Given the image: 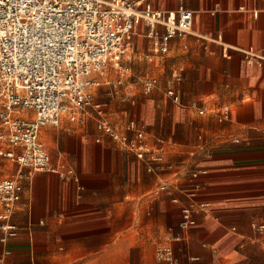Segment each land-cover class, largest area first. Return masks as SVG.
Listing matches in <instances>:
<instances>
[{
  "label": "crops",
  "instance_id": "1",
  "mask_svg": "<svg viewBox=\"0 0 264 264\" xmlns=\"http://www.w3.org/2000/svg\"><path fill=\"white\" fill-rule=\"evenodd\" d=\"M146 3L192 13L191 33L171 39L165 53L156 51L143 24L136 27L128 53L146 47L145 57L155 67L165 57L159 67L171 74L164 79L171 121L201 118L194 123L204 133L198 150L194 157L176 150L187 140L170 141L174 124L165 143L161 123L152 124L150 102L132 104L115 123L100 118L119 133L129 121L144 131L148 149L163 157L152 171L99 132L97 118L95 125L88 123L94 119L90 108L75 122L65 114L55 128L43 126L39 139L57 172L18 167L4 177L21 174L22 191L11 217L17 235L0 243V264H162L156 256L161 247L172 250L177 264H264V62L248 65L242 53L264 54V0ZM124 57L118 67L93 75L99 85L91 88L92 100L103 80L106 95L118 96L121 79L110 83L108 77L113 70L125 72ZM150 78L156 79L146 76L144 82ZM169 90L180 96L179 104L167 96ZM223 108H228L226 119H220ZM188 125L179 130L184 137ZM162 184L168 189L159 191ZM186 206L193 207L195 224L181 229Z\"/></svg>",
  "mask_w": 264,
  "mask_h": 264
},
{
  "label": "built area",
  "instance_id": "2",
  "mask_svg": "<svg viewBox=\"0 0 264 264\" xmlns=\"http://www.w3.org/2000/svg\"><path fill=\"white\" fill-rule=\"evenodd\" d=\"M146 1L0 0L1 157L31 172H57L39 139L40 129L58 126L65 114L75 122L78 114L98 107L90 92L99 85L93 75H103L110 65L118 67L119 59L131 47L136 27L145 25L146 36L159 53L167 51L171 39L191 33L190 11H161ZM157 26L164 29L162 34L156 31ZM242 53L248 65L264 62V54L251 50ZM156 83L154 78L145 80L144 92H150ZM166 94L180 103V96L173 90ZM189 107L199 115L203 113L196 103ZM220 115V119H226L228 108H223ZM96 129L145 162L148 171L163 161L148 149L144 131L134 121L127 122L125 132L119 133L97 118ZM20 175L0 180L2 245L17 235L11 217L22 191ZM167 189L166 184L158 188ZM192 212V206L182 209L181 229L195 224ZM156 256L162 264H177L169 247L157 249Z\"/></svg>",
  "mask_w": 264,
  "mask_h": 264
},
{
  "label": "rangeland",
  "instance_id": "3",
  "mask_svg": "<svg viewBox=\"0 0 264 264\" xmlns=\"http://www.w3.org/2000/svg\"><path fill=\"white\" fill-rule=\"evenodd\" d=\"M149 53L148 49L145 47L142 50L134 48L133 51H130L125 55L122 59V70L125 71L122 74V71H111L108 77V81L110 83L121 79L122 87L119 89V94L116 98L112 100L109 96L106 95V91L108 89V85H106V81H102V86L95 90V96L93 98V104L98 107L90 108L89 110L93 112L94 119H90L93 121L95 125L96 118L106 117V119L110 120L112 123H115L120 119L121 115L119 114L122 110L128 109L132 104L136 108L139 104H144L146 102H150L154 109V122L152 123L154 127H157L159 123H161L162 131L161 137L164 139L165 143L169 142L170 138V129L174 123H172V104L169 102L167 98H165V82L164 79L166 77H170L171 74L166 72L165 67L163 71H160V63H163L165 66V57H159L158 59V67L154 66L153 62H148L145 55ZM127 71V72H126ZM146 76L155 77L157 79V84L155 87L148 93L144 92V79ZM125 95L126 99L124 102H121V97ZM158 98H163L165 100L164 103H160ZM152 100V101H151ZM201 118H185L183 116V122L174 124L175 130L174 135L171 137L170 141L173 143L174 138L176 140H184L186 138L185 146L178 148L176 150H183L187 152L188 157H194L195 151L198 150L197 146L201 140L204 139L203 131H200V127L194 125V123L198 122ZM190 124V125H188ZM79 125V124H75ZM183 125L190 126V130L188 131L186 137H184V133H181L179 130L183 127ZM47 128H55L48 126ZM57 129H60L58 127ZM43 128L41 130L40 138L43 139L44 133ZM201 134V139H198V136ZM168 150L171 148V143L167 145ZM172 149V148H171ZM170 149V150H171ZM193 155V156H192ZM18 170V165L16 163L11 162L10 160L0 156V180L4 177H9L15 175ZM23 172V169H22Z\"/></svg>",
  "mask_w": 264,
  "mask_h": 264
}]
</instances>
